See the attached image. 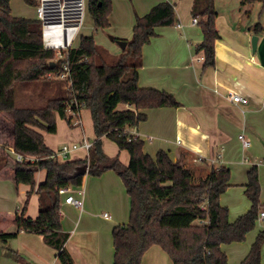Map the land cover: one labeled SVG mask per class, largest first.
<instances>
[{
	"label": "trees",
	"instance_id": "trees-1",
	"mask_svg": "<svg viewBox=\"0 0 264 264\" xmlns=\"http://www.w3.org/2000/svg\"><path fill=\"white\" fill-rule=\"evenodd\" d=\"M39 6V0H24ZM264 0H244V4ZM11 0H0V112L13 116L14 137L0 150V162L8 156L5 148L37 157L23 163L10 161L15 185L31 187L37 192L39 213L36 218L16 214L15 232L0 231V243L6 244L21 231L40 234L44 242L57 251L59 264H75L66 248L70 234L63 230L59 189L83 184L85 175L101 176L114 170L120 176L130 197V218L127 224L113 228V264H142L145 252L160 246L173 264H231L223 244L244 241L257 224L261 210V185L258 165L248 170L245 194L250 209L229 220V209L220 197L230 186L231 170L212 166L208 173L195 177L194 170L181 161H174L165 150L155 156L144 151V141L132 129L147 119L145 110L179 107L181 103L166 91L139 86L143 47L156 36L157 27L177 24L175 4L163 1L143 16H136L133 37L114 63L106 61L108 52L97 45L93 35L82 36L77 47L63 50L56 60V51L45 48L42 22L12 15ZM88 10L95 29L109 27L111 0H89ZM193 17H199L203 40L197 52L203 53V68L216 66L215 42L221 37L216 26L218 12L214 0H194ZM254 32L262 25L257 23ZM109 53V52H108ZM55 62V63H54ZM63 62L70 66V79L51 80L49 72L59 73ZM44 81L50 97L43 105L17 107L14 89L17 83ZM66 85V87H65ZM87 108L91 112L96 140L88 157L60 162L54 159L44 135L57 132V117L74 127L67 112ZM116 142L129 153L125 165L118 156L111 157L103 149L102 138ZM46 171L45 181L37 186L35 175ZM264 230L260 231L240 264H262ZM11 254L19 258L16 251ZM20 259V258H19Z\"/></svg>",
	"mask_w": 264,
	"mask_h": 264
},
{
	"label": "crops",
	"instance_id": "crops-1",
	"mask_svg": "<svg viewBox=\"0 0 264 264\" xmlns=\"http://www.w3.org/2000/svg\"><path fill=\"white\" fill-rule=\"evenodd\" d=\"M163 1L175 4L177 24L182 26L175 24L157 27L156 36L142 50L139 86L166 91L174 95L181 106L145 110L147 119L132 131L144 141L146 153L155 156L159 150H165L174 161L179 160L192 168L195 177H201L212 166L224 165L230 168L222 162L216 164L209 161L214 158L215 149L219 145L230 142L234 130L239 135L246 132L244 136L251 142V146L243 147L244 149L252 147L247 134L263 141L262 133L255 128L254 123L251 124L250 116L254 113L264 114V10L260 2L244 4V0H214L218 12L216 26L221 37L215 42L217 64L206 69L203 68L204 60L200 59L203 53L196 50L203 40V32L199 24L192 22L194 0H139L133 10L127 11L117 10L112 6L109 27H113L114 39L111 41L129 42L136 16L145 15L153 6ZM122 22L129 26H123ZM257 23L262 25L259 33L253 30ZM254 35L258 36L255 52L252 47ZM231 91L240 92L245 101H232L229 96ZM84 112L85 108L80 110V117ZM263 124L259 122V125ZM39 131L44 135L47 146L58 154V161L88 157L89 151L84 148L72 150L63 157L60 153L62 147L57 149L47 139L48 132ZM87 136L77 130L65 133V139L69 141L67 144L80 143L84 139L94 143L95 133L93 140L92 136ZM13 137L12 114L0 112V150ZM107 139L110 140L106 136L102 138L105 152L111 157L118 156L128 165L129 153L121 158L123 152L114 141L118 149L108 153ZM5 150L8 156H4L0 162V189H10L11 181L14 182V169L10 162L12 158L7 148ZM198 152H201L203 159L195 162ZM35 178L38 186L45 181L46 171L37 172ZM246 183H242L244 190ZM233 186L235 184L230 179L228 189ZM16 187L20 202L24 206L27 203L26 216L36 218L39 213L37 192L28 196L31 190L29 185L19 184ZM80 187L83 191L82 208L64 202L61 204L62 227L70 234L66 248L75 264H113L112 231L115 226L129 222L130 197L114 170H108L98 177L85 175ZM76 196L80 197L78 194ZM22 204L16 207L14 213H0V231L17 230L14 217L22 213ZM31 204L34 206L30 210ZM222 205L228 207L223 203ZM261 211H264V207ZM235 219L229 220L233 222ZM262 230L264 228L260 231ZM15 240L16 245L11 247L16 249L13 251L17 252L20 259L6 253V250L11 249H5L8 241L6 244L0 243V264H59L57 251L44 242L42 235L21 231ZM222 250L226 253L223 245ZM142 264H173V261L160 246L153 245L143 255Z\"/></svg>",
	"mask_w": 264,
	"mask_h": 264
},
{
	"label": "rangeland",
	"instance_id": "rangeland-1",
	"mask_svg": "<svg viewBox=\"0 0 264 264\" xmlns=\"http://www.w3.org/2000/svg\"><path fill=\"white\" fill-rule=\"evenodd\" d=\"M88 1L86 0V11L84 15V24L80 29L79 35L76 37L73 42V47H77L82 36H91L95 37V40L101 49H105L110 53H104L106 55V61L108 63H114L122 52V48L115 42L111 41L110 36H113L112 26L105 29H95L94 20L92 15L88 10ZM139 0H111L112 6H115L117 10H133L135 5L138 4ZM12 15L16 17H25L29 19H38V7L26 3L24 0H11L10 3ZM112 13V10H111ZM110 13V15H111ZM136 22V21H135ZM123 23V26H129L127 23ZM114 26V22L112 21ZM133 37V34H132ZM109 49V50H108ZM60 59V55L56 52V60ZM47 78H49L47 76ZM50 79V78H49ZM54 80V79H51ZM66 87V85H65ZM50 87H48V82L39 81L31 83H17L14 89V101L17 107L22 106H31V105H43L48 97H50ZM86 112L80 117L81 123L78 126L70 127L67 122L60 117H57V132L56 133H46L47 139L52 141V144L58 147H62L64 144H67L69 141L65 139V133L68 131H78L87 136L88 134L94 139V127L91 112L85 108ZM12 114V113H11ZM88 114V115H87ZM244 115V114H243ZM251 124L256 125V129L262 133L263 141L256 139L254 135L247 134L252 141V147L249 149L243 148V143L239 139V132L234 130L231 133V140L229 143L224 145H219L215 149L214 159L216 164L223 163L228 165L231 168V181L235 186L227 189L220 197L221 204H225L229 209V219H235L240 213L245 212L251 206L250 200L245 194L244 186L242 183L247 182L248 180V170L254 165H258L259 171V181L261 185V209L264 207V114L254 113L250 116ZM238 132V133H237ZM246 133V132H245ZM242 132V134H245ZM55 136V137H53ZM88 137V136H87ZM108 150L111 154V151L118 149L113 140H108ZM148 141H146V145ZM223 149V150H222ZM123 154L120 156L125 157L124 155L128 154L126 150H122ZM201 153V152H200ZM222 153V157L217 159V154ZM129 155V154H128ZM12 158V157H11ZM200 158V157H199ZM13 161V159H11ZM246 161V162H245ZM14 162V161H13ZM210 163H213L211 160ZM18 190L14 182L11 181V187H3L0 189V213H14L16 207L21 205V200L18 198ZM24 206V204H22ZM34 205L31 204L29 209ZM261 211V210H260ZM264 228V220L258 219L256 226L246 235L244 241L235 242L230 244H223V248L227 253L228 260L232 264H236L242 261L245 255L248 253L252 242L255 240L258 232ZM16 245L15 238L10 240L7 247L11 248L6 250V253L13 251V247ZM16 250V249H15ZM14 250V251H15ZM262 264H264V245L262 248Z\"/></svg>",
	"mask_w": 264,
	"mask_h": 264
},
{
	"label": "built area",
	"instance_id": "built-area-1",
	"mask_svg": "<svg viewBox=\"0 0 264 264\" xmlns=\"http://www.w3.org/2000/svg\"><path fill=\"white\" fill-rule=\"evenodd\" d=\"M39 2L38 19L42 22L41 30L45 48L54 49L60 55V58H62L63 50H68L70 47H73V42L79 35L80 29L84 24L86 0H39ZM192 22L193 24H199V17H193ZM177 26L181 27L182 25L177 24ZM200 59L204 60V56H201ZM62 67L63 69L59 73L49 72L47 76L50 79L68 81L70 79L69 63L63 62ZM229 96L234 102L245 101L240 92L231 91L229 92ZM67 112L73 116V124L78 126L81 123L80 113L75 112L71 107H68ZM132 130V134L138 136ZM239 139L243 143L244 148L251 146V142L245 138L244 134H240ZM92 146L93 143L91 141L84 139L80 143L63 145L60 153L63 157H66L72 150L77 148H84L90 152ZM7 150L14 162L23 163L27 160H37V157L24 155L16 151L13 147H9ZM198 154V157L194 159L195 162L203 159V156L200 155L201 153L198 152ZM57 156L58 154L56 153L52 155L54 159H57ZM221 157L222 153H218L217 159ZM211 161L216 162L214 158ZM59 194L62 202L82 208L83 202L81 196L83 195V191L80 186L62 187L59 189ZM76 194L80 195V197H77ZM258 219H264V211H260Z\"/></svg>",
	"mask_w": 264,
	"mask_h": 264
},
{
	"label": "water",
	"instance_id": "water-1",
	"mask_svg": "<svg viewBox=\"0 0 264 264\" xmlns=\"http://www.w3.org/2000/svg\"><path fill=\"white\" fill-rule=\"evenodd\" d=\"M111 40L114 39L113 36H110ZM116 43L123 49L125 50L127 45H128V42L125 41V40H116ZM257 43H258V36L254 35L252 37V47H253V51L255 52L256 49H257ZM55 63V62H54Z\"/></svg>",
	"mask_w": 264,
	"mask_h": 264
}]
</instances>
